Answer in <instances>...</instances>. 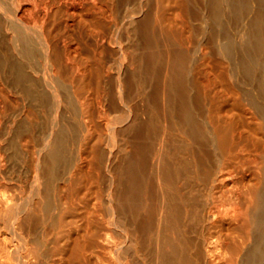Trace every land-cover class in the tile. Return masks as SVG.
Returning a JSON list of instances; mask_svg holds the SVG:
<instances>
[{
	"label": "bare ground",
	"instance_id": "6f19581e",
	"mask_svg": "<svg viewBox=\"0 0 264 264\" xmlns=\"http://www.w3.org/2000/svg\"><path fill=\"white\" fill-rule=\"evenodd\" d=\"M0 264H264V0H0Z\"/></svg>",
	"mask_w": 264,
	"mask_h": 264
},
{
	"label": "rangeland",
	"instance_id": "374dc122",
	"mask_svg": "<svg viewBox=\"0 0 264 264\" xmlns=\"http://www.w3.org/2000/svg\"><path fill=\"white\" fill-rule=\"evenodd\" d=\"M139 17V16H138ZM190 50H193V47H188ZM198 52V51H197ZM197 54H199L200 55V53L198 52ZM15 100V99H14ZM11 101H13V100H11ZM18 101H20V100H18ZM14 103H16L17 102V99L15 100V101H13ZM13 102H11V104H10V106H11V109H9L10 111H12V110H15L16 108H15V106L14 105H12L13 104ZM19 103V102H18ZM17 104V103H16ZM21 104V106H22V103H20ZM12 106H13V109H12ZM17 106H19L20 107V105L18 104ZM9 108V105L8 106H6V112H9L7 109ZM18 109V108H17ZM42 114H44L46 117H48L49 118V116L48 115H46V113H43L42 112ZM73 145V146H72ZM71 146V151L73 150V152H75L76 150H75V145L74 144H72ZM130 148V147H129ZM115 149V148H114ZM75 150V151H74ZM128 150H130V149H128Z\"/></svg>",
	"mask_w": 264,
	"mask_h": 264
}]
</instances>
